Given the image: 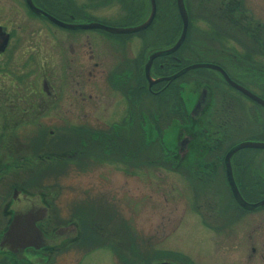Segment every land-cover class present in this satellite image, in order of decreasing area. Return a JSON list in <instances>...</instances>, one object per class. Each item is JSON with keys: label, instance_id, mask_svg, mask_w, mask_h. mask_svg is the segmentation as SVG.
Returning <instances> with one entry per match:
<instances>
[{"label": "flooded vegetation", "instance_id": "flooded-vegetation-1", "mask_svg": "<svg viewBox=\"0 0 264 264\" xmlns=\"http://www.w3.org/2000/svg\"><path fill=\"white\" fill-rule=\"evenodd\" d=\"M180 1L187 28L175 48L183 32ZM180 1L0 0V264H41L42 256L45 264L68 256L78 264L96 250H130L88 225L90 217L96 223L99 203L108 202L104 195L80 187L62 219L52 194L57 179L38 177L79 168L130 174L132 160L171 170L192 189L222 183L226 192L199 195L209 208L201 225L209 220L215 234L240 233L250 247L242 264H264V206H239L225 162L237 145H264L244 139L264 138V0ZM39 20L65 32L40 39ZM196 65L207 66L185 71ZM182 84L191 93L193 85L201 89L190 108ZM174 125L190 134L177 131L171 151L162 140ZM251 151L264 148H242L229 164L240 197L257 204L264 201V156ZM40 191L46 207L35 210Z\"/></svg>", "mask_w": 264, "mask_h": 264}, {"label": "rangeland", "instance_id": "rangeland-1", "mask_svg": "<svg viewBox=\"0 0 264 264\" xmlns=\"http://www.w3.org/2000/svg\"><path fill=\"white\" fill-rule=\"evenodd\" d=\"M49 26L41 20L37 21L35 27L38 29V31L36 30L38 36L40 35L38 38L41 39L46 31L56 34L65 32L60 29L61 32L56 31V29L52 32ZM137 43L134 44L137 45ZM101 44L103 46V42ZM194 79L196 78L188 81L193 83L200 81L198 79L193 81ZM199 84L203 85L201 82H198ZM195 96L183 86L182 99L186 101L189 108L191 104H194ZM180 129L183 128L174 125L164 134L162 143L165 148L175 151V136ZM244 139H250L252 142L254 141L253 143L264 142V138L244 137ZM250 154L257 156L258 159L264 156V152L251 151ZM131 156L136 157L135 154ZM132 161L136 163L132 162L131 165L134 167L131 168L130 174H128L129 170L124 171L122 169H100L92 173L91 170L82 171L83 168H79L74 171L69 169L67 174H62L61 170L59 172L55 170L51 176L47 173L39 175L38 181L40 179L44 181L46 178L57 179L53 183H58V186H54L52 194L57 195L56 203L62 219H65L64 216H66L64 215L66 212L65 202L73 197L77 198L81 192L80 187L85 190L93 187V190H89L92 194L104 195L108 202L99 203V217L94 216V220H96L94 225H92L93 218L90 217L89 227L94 229L96 226L97 230L103 231L113 240L127 242L125 243L126 247L131 248L130 250L115 249L112 256L108 250H96L84 256L81 263L78 264H117L115 258L117 259L119 256L130 259L132 264L159 262L172 264H190L191 262L195 264H242L241 260L245 259L242 253L246 256L249 255L250 247L240 240V233H234L230 236L222 233L215 234L211 227L213 222L206 220V227L204 225L203 227L200 221L199 215H207L205 212L209 208H203V200L200 199L199 195L203 192L210 194V188L215 190L222 188L226 192L222 183H219L217 187L209 186L202 189L199 188L200 186L194 185L195 188L192 189L193 186L191 187L181 181L171 170L163 172L146 169L141 166L143 165L141 160ZM93 180L95 183H92ZM86 195L88 196L87 192ZM108 203L111 205L109 206ZM213 203L219 204L220 202L214 201ZM231 210L237 209L232 207ZM161 222L165 226L162 227ZM159 227L161 228L158 229ZM133 236H137L135 242L137 241L139 244L132 242ZM142 237L145 239H141ZM142 240L149 247L142 246ZM164 253L168 255H164ZM176 259H179V262ZM39 262L45 264L43 256ZM118 262L119 264H127L125 261ZM73 263L74 256L71 258L68 256L57 264Z\"/></svg>", "mask_w": 264, "mask_h": 264}, {"label": "water", "instance_id": "water-1", "mask_svg": "<svg viewBox=\"0 0 264 264\" xmlns=\"http://www.w3.org/2000/svg\"><path fill=\"white\" fill-rule=\"evenodd\" d=\"M180 1V0H179ZM34 11L38 14V15H43V16H46L48 17L46 14H44L42 11L38 10V9H35L33 7ZM154 9V8H153ZM178 9H179V12H180V15L183 19V32H182V35H181V38L180 40L178 41L177 45L175 48H177L182 42H183V39H184V36H185V33H186V28H187V20H186V11L184 9V5L182 4V2L180 1V3L178 4ZM148 25V23H145L143 26H140L136 29H132V30H128V31H124V32H136V31H139V30H142L144 28H146ZM80 28V27H78ZM175 48H173L172 50L170 51H166L165 53L163 54H168L170 52H172ZM151 60V59H150ZM199 66H204L206 67L207 65H196V66H192V67H189L187 69H185V71L187 70H190L192 68H196V67H199ZM183 71V72H185ZM178 77V76H177ZM176 78V77H175ZM242 148H264V145L263 144H252V143H244V144H240V145H237L235 146L227 155H226V172H227V177H228V180H229V184H230V187L232 188V191L234 193V197H235V200L236 202L239 204V206H241L242 208L244 209H247V210H254L258 207H261V206H264V201L260 202V203H257V204H248L246 203L241 197L240 195L238 194L235 186H234V182H233V179L231 177V171H230V164H229V159L231 158V156L238 150L242 149ZM159 264H170V263H159Z\"/></svg>", "mask_w": 264, "mask_h": 264}, {"label": "bare ground", "instance_id": "bare-ground-1", "mask_svg": "<svg viewBox=\"0 0 264 264\" xmlns=\"http://www.w3.org/2000/svg\"><path fill=\"white\" fill-rule=\"evenodd\" d=\"M98 26V25H97ZM192 89H193V94H195L196 96H195V100H197V95H198V93L201 91V89L200 88H198L196 85H193L192 86ZM188 129L187 128H183L182 130L180 129V132L181 133H187L188 135L190 134V132L189 131H187ZM153 132V131H152ZM179 134V135H177V137L180 139V142H179V146L181 145L182 147H180V148H183L184 149V146H185V144L188 142V140L187 141H185V139L183 138V134ZM192 134V133H191ZM183 138V139H182ZM187 138V137H186ZM190 145V143H188V145L187 146H189ZM195 145V144H194ZM192 146H193V143H192V145H191V148H192ZM188 148V147H187ZM75 151V150H74ZM25 153V152H24ZM71 153H72V150H71ZM75 153V152H74ZM77 154V153H76ZM183 154V153H182ZM18 155V154H17ZM4 156H5V154H4ZM6 157H7V155H6ZM188 158V157H187ZM22 159V158H21ZM8 160V159H7ZM10 160V159H9ZM189 162V161H188ZM10 163V162H9ZM2 168V167H1ZM5 169H7V168H5ZM11 169V168H10ZM7 171V170H6ZM27 173V172H26ZM4 175H5V173H4ZM7 183V182H6ZM9 183V182H8ZM34 196V195H33ZM36 197H37V200H35V201H37L38 202V204H39V206L37 207V208H35V210L36 209H39V210H42L44 207H46L45 206V203H44V194L40 191V192H37V194H36ZM34 198V197H33ZM41 198V199H40ZM46 199V198H45ZM16 202V201H15ZM37 202H35V203H37ZM14 204V203H13ZM50 212V211H49ZM48 212V213H49ZM47 213V214H48ZM36 217V216H35ZM21 218V217H20ZM18 219V218H17ZM23 219V218H22ZM21 219V220H22ZM31 220V219H30ZM33 220V219H32ZM38 220V219H37ZM34 223V222H33ZM34 225V224H33ZM63 225V224H62ZM65 225H67V224H65ZM33 227V226H32ZM35 227V226H34ZM42 227V226H41ZM61 227V226H60ZM38 228H40V227H38ZM67 228H68V226H67ZM43 229V228H42ZM51 229V228H50ZM52 230V229H51ZM58 230V229H57ZM18 232V231H17ZM24 232V231H23ZM27 232V231H26ZM64 231H59V232H57V235H59V236H61L62 235V233H63ZM64 234V233H63ZM51 235V234H50ZM46 236V235H45ZM44 237V236H43ZM62 237V236H61ZM45 238V237H44ZM15 239H16V237H15ZM51 239V238H50ZM18 240V239H17ZM16 240V241H17ZM25 240V239H24ZM42 240H44V239H42ZM74 242V241H73ZM50 243V242H49ZM64 243V242H63ZM28 244V243H27ZM22 245V244H21ZM57 247V246H56ZM62 248V247H61ZM24 249V248H23ZM23 251V250H22ZM54 251V250H53ZM24 253V252H23ZM22 253V254H23ZM42 253V252H41ZM45 253H47V252H45ZM24 254H26V252L24 253ZM27 256V255H26ZM29 260V259H28ZM50 261H51V259H49ZM33 262V261H32ZM154 263V262H153ZM159 263H170V262H159ZM159 263H154V264H159ZM34 264V263H33ZM39 264V263H38ZM170 264H172V263H170Z\"/></svg>", "mask_w": 264, "mask_h": 264}, {"label": "trees", "instance_id": "trees-1", "mask_svg": "<svg viewBox=\"0 0 264 264\" xmlns=\"http://www.w3.org/2000/svg\"><path fill=\"white\" fill-rule=\"evenodd\" d=\"M164 255H168V254L164 253Z\"/></svg>", "mask_w": 264, "mask_h": 264}]
</instances>
